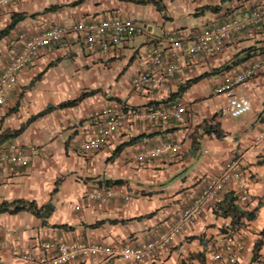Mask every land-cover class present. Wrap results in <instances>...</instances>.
<instances>
[{"label":"crops","instance_id":"0c3cea01","mask_svg":"<svg viewBox=\"0 0 264 264\" xmlns=\"http://www.w3.org/2000/svg\"><path fill=\"white\" fill-rule=\"evenodd\" d=\"M79 1L18 0L0 12V32L11 24L13 14L27 15L0 40V75L21 51L18 37L23 31L38 33L54 26L71 29L81 22L118 18L141 22L147 32L124 38L109 52L91 48L82 35L72 34L41 51L7 93L6 103L0 107V148L14 143L24 149L36 147L37 151L30 153L28 149L32 161L26 167L5 164L0 169V205L23 200L34 203L45 216L32 211L0 214V264H32L21 259L25 255L50 260L56 248L44 253L42 246L61 239L66 243L144 245L171 230L234 160L245 173L250 201L237 203V183L231 178L183 225L164 253L140 264H209L217 250L227 253L220 246L228 232L247 241L237 264H264V246L255 251L264 230V141H258L264 133V70L237 91L252 107L241 118L223 115L229 97L216 93L226 76L264 59V22L258 28L233 34L219 55L188 53L206 30L243 18L264 6V0H152L162 11L157 4L143 6L120 0H82L73 5ZM51 7L55 11L44 13ZM162 34L175 37L177 43L162 46L165 68L155 83L136 91L132 80L151 68L154 41ZM169 65L176 68L173 75H168ZM197 78L200 80L187 93L164 104L181 86ZM95 91L98 93L76 106L41 116L49 107ZM178 101L191 106L182 120H128L100 152L82 150V144L103 123L95 117L98 110L117 104L157 108ZM33 118L24 133L8 138ZM204 122L219 124L224 138L204 135L200 127ZM169 141L182 144L179 155L138 161L140 154ZM102 187L116 196L106 202L88 200L91 192ZM232 197L242 212L254 213L255 220L243 218L233 226L232 218L218 215L220 206ZM226 256L220 264L227 263ZM67 264L127 262L122 258L79 257Z\"/></svg>","mask_w":264,"mask_h":264},{"label":"built area","instance_id":"2783aa9c","mask_svg":"<svg viewBox=\"0 0 264 264\" xmlns=\"http://www.w3.org/2000/svg\"><path fill=\"white\" fill-rule=\"evenodd\" d=\"M18 0H0V12ZM264 22V6L260 5L246 13L243 18L223 21L215 27L206 30L190 46L189 55L197 54L219 55L223 52L227 40L233 34L244 30L258 28ZM145 29L139 23L128 19H112L100 22H81L74 28L54 26L43 32L32 33L23 31L19 34L21 51L4 68L0 75V107L6 103V95L18 84L20 75L33 63L41 51L62 42L72 34L82 35L85 42L91 48H101L103 52H109L113 45H118L124 38H135L145 34ZM177 43L175 37L162 34L154 41L152 49V66L143 73L138 74L132 80L134 90H142L151 83L156 82V76L165 68L162 46ZM175 66L169 65L168 75H173ZM264 70V59H260L243 71L226 76L224 83L216 91L217 94H227L229 97L228 110L223 115H229L233 119L241 118L251 112V102L247 97L237 95V91L251 80L262 75ZM190 104L185 102H173L169 105H161L157 108H140L128 104H117L107 106L95 113L96 118L103 119V123L96 134L82 144V150L86 153H98L104 146L120 132L123 124L128 120L139 122L168 123L182 120L190 111ZM131 128V124L128 125ZM264 141V133L258 138ZM30 153L37 151L36 147L28 148ZM17 144L11 143L0 148V169L8 164L13 167H26L32 161L27 151ZM26 150V151H25ZM183 146L179 142L169 141L159 147L146 151L138 156V161L144 163L155 160L164 154L179 155ZM245 173L238 160L231 161L225 165L224 174L211 182L202 200L187 211L183 218L179 219L171 230L161 234L158 238L137 247L132 246H109L105 244L66 243L64 239L55 243H46L42 246L44 253L56 248L57 253L50 260H36L28 255L22 256L24 261L32 264H67L76 258L106 257L108 259L122 258L127 264H140L145 260L153 259L172 244L175 235L181 232L184 224L188 223L202 207L214 199L215 195L223 189L224 185L233 178L237 183V203L244 205L251 199L250 190L245 178ZM116 196L113 191L102 187L91 192L88 200L106 202L109 198ZM129 197H126L128 200ZM222 245L227 253L223 254L219 249L209 264H220L226 256L227 263L237 264L247 249V241L243 236L234 232L224 234ZM219 247V248H220Z\"/></svg>","mask_w":264,"mask_h":264},{"label":"trees","instance_id":"16d2710c","mask_svg":"<svg viewBox=\"0 0 264 264\" xmlns=\"http://www.w3.org/2000/svg\"><path fill=\"white\" fill-rule=\"evenodd\" d=\"M82 1V0H80ZM79 2L73 4V5H78ZM120 1H126V2H131L135 3L138 5H143V6H148L152 4H157V8L162 11V7L159 6V4L155 1L152 0H120ZM55 11V7H51L49 9H46L44 13L52 12ZM27 19V15L24 13H15L12 16L11 24L4 30L0 32V40L3 38L7 37L20 23L25 21ZM200 78L193 79L188 81L186 84L181 86L180 90L178 93L174 94L168 101L164 102L168 103L176 98H179L181 95L184 93H187L198 81ZM98 91L92 92V93H85L81 98L63 103L59 106L56 107H49L47 108L41 116L47 115L55 110L58 109H65L67 107L71 106H76L78 105L83 99L87 98L88 96L92 94H96ZM36 118L31 119L27 125L23 126L19 131L14 132L12 135L8 136V138H15L19 137L24 131L26 130L27 126H29ZM215 118L212 119L214 121ZM201 129L203 130V134L210 137V138H217V139H223L225 136V132L221 128L219 124H212L210 122H204L202 125H200ZM121 183V182H117ZM236 198H231L230 201L223 205L220 206L219 210L216 212L218 215L227 217V218H232V225H237L241 219L247 218L249 220H255V214L254 213H247V212H242L235 204ZM22 211H32L34 212L37 216H45V214H42L37 207H35L34 203L26 202L23 200H18L14 201L12 203H5L3 205H0V214H3L5 212H10V213H18ZM262 239L257 241L255 244V251L258 253L262 247L264 246V230L261 233Z\"/></svg>","mask_w":264,"mask_h":264},{"label":"rangeland","instance_id":"374dc122","mask_svg":"<svg viewBox=\"0 0 264 264\" xmlns=\"http://www.w3.org/2000/svg\"><path fill=\"white\" fill-rule=\"evenodd\" d=\"M148 16L150 17V14H148ZM132 19H133V17H132ZM137 22V21H136ZM137 23H139L141 26H143V28L145 29V31L147 32V30H146V25L145 24H143V23H141V22H137ZM158 33H161V31H159ZM141 36H143V35H141Z\"/></svg>","mask_w":264,"mask_h":264}]
</instances>
